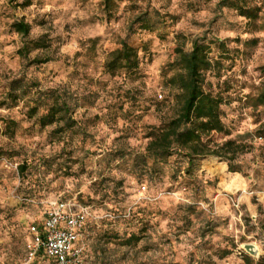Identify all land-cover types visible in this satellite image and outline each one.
Instances as JSON below:
<instances>
[{"label":"rangeland","instance_id":"obj_1","mask_svg":"<svg viewBox=\"0 0 264 264\" xmlns=\"http://www.w3.org/2000/svg\"><path fill=\"white\" fill-rule=\"evenodd\" d=\"M24 1L0 0V264L22 259L29 225L72 198L95 216L84 264H264V150L253 136L264 109L252 107L264 86V0L253 1L261 9L252 23L219 0H114L110 15L103 0ZM144 15L149 29L135 23ZM21 20L26 40L44 46L25 58L10 27ZM197 38L217 62L205 90L223 99L229 139L250 146L234 162L240 173L214 158L187 174L177 156L144 157L148 134L181 105L166 84L174 50ZM121 41L137 50L138 71L108 74ZM16 86L13 104L6 95ZM57 97L69 108L64 120L40 127Z\"/></svg>","mask_w":264,"mask_h":264},{"label":"trees","instance_id":"obj_2","mask_svg":"<svg viewBox=\"0 0 264 264\" xmlns=\"http://www.w3.org/2000/svg\"><path fill=\"white\" fill-rule=\"evenodd\" d=\"M11 1V0H10ZM254 0H219L218 8H227L235 11L239 17L249 23L255 22L260 13V7L253 4ZM29 2L25 0L20 7H28ZM114 0H103V10L107 15L112 13ZM142 29H149V20L146 16L136 19ZM11 30L22 40V47L18 55L25 58L30 51L44 47L42 40L27 41L30 33V25L24 21H16L11 24ZM175 61L169 66L168 72L171 76L166 78L167 86L179 93L180 108L177 115L158 128H153L148 134V142L144 149V157L160 162L172 156L186 160V173L197 165L198 162L208 158L218 159L225 162L229 173H240L234 162L249 152V147L243 141L229 139V131L221 119V107L223 99L219 95H213L205 90L206 74L212 71L217 64L210 58V47L205 40L197 38L191 42V49L185 51L182 48L174 50ZM49 60L34 59V64H45ZM139 59L137 50L128 45L126 41L120 42V47L109 54L108 60L104 63V71L108 74H133L138 71ZM16 83V82H13ZM21 87H11L6 98L11 103L19 99L18 91ZM61 98H55L46 113L37 118L40 127H47L56 122L63 121L69 108ZM5 106V104H1ZM253 108L264 109V86L259 94L252 100ZM30 116L34 117L36 108L29 110ZM14 122H8L5 128L13 132ZM70 127V126H69ZM253 136L263 141L264 150V123L253 133ZM26 166L18 168L19 174H24ZM89 222L84 229L86 237ZM130 236L127 245L134 241ZM136 241V240H135ZM84 252V262H85ZM245 264H250L249 258H244ZM261 264L260 262H258Z\"/></svg>","mask_w":264,"mask_h":264},{"label":"built area","instance_id":"obj_3","mask_svg":"<svg viewBox=\"0 0 264 264\" xmlns=\"http://www.w3.org/2000/svg\"><path fill=\"white\" fill-rule=\"evenodd\" d=\"M94 220L92 207L76 198L50 204L43 221L29 225L24 256L13 264H84V229Z\"/></svg>","mask_w":264,"mask_h":264},{"label":"water","instance_id":"obj_4","mask_svg":"<svg viewBox=\"0 0 264 264\" xmlns=\"http://www.w3.org/2000/svg\"><path fill=\"white\" fill-rule=\"evenodd\" d=\"M245 250H246L247 252H249L250 254H252V255L256 256V253H255V252H253V249H252V247H250V246H246V247H245Z\"/></svg>","mask_w":264,"mask_h":264}]
</instances>
